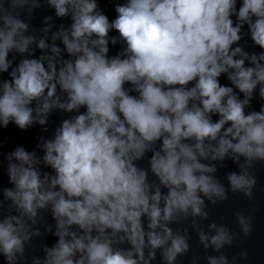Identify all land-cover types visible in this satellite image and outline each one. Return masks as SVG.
<instances>
[{
	"label": "clouds",
	"instance_id": "9594fccd",
	"mask_svg": "<svg viewBox=\"0 0 264 264\" xmlns=\"http://www.w3.org/2000/svg\"><path fill=\"white\" fill-rule=\"evenodd\" d=\"M44 3L71 19L51 43V16L39 38L21 18L31 20ZM115 12L110 20L98 0H0V74L10 77L0 79V126L39 124L47 132L53 110L72 114L51 138L41 136L42 157L22 145L6 155L12 187L0 200V213L9 202L0 255L7 264H152L158 253L176 264L190 251V234L170 225L190 218L205 251L219 252L238 235L200 222L210 216L206 200L215 205L229 192L252 199V170L264 163V104L247 110L257 89L264 100V51L239 43L247 26L264 49V0H124ZM32 45L42 54L13 67L9 53H34ZM224 74L231 86L221 84ZM226 158L239 166L226 174L227 186L213 175ZM235 216L249 236L252 217ZM38 224L58 239L29 261L26 248L46 234ZM238 259L248 252L231 264ZM207 261L230 264L223 254Z\"/></svg>",
	"mask_w": 264,
	"mask_h": 264
},
{
	"label": "water",
	"instance_id": "95a60500",
	"mask_svg": "<svg viewBox=\"0 0 264 264\" xmlns=\"http://www.w3.org/2000/svg\"><path fill=\"white\" fill-rule=\"evenodd\" d=\"M122 2H124V0H98L99 10H102L106 15H108L110 20L114 19L117 15L115 12V4ZM239 2L240 0H238V4ZM48 16L52 17V20L48 21V23L52 24V28L47 34V40L49 43H51L52 33L58 31L61 24H63L65 27H70V17H57L55 15L54 8L44 3L41 7L34 11L31 20H28L27 16H22L21 18L25 19L30 25L28 34L35 35L37 38H39L45 35L41 29L47 26L45 23V17ZM233 19H235V17ZM244 31L246 34L239 43L244 47L245 51H248L249 53H259L264 51V49H260L251 40L250 35L247 34V26H245ZM109 35H118V33H116L115 30H112ZM245 40H247L246 44L244 43ZM56 43L58 46L63 48V45L59 40ZM31 47L35 49L34 53H9V59H11L13 56H16V60L13 62V67L23 56H28L29 58H38L42 54V50L36 48L35 45H32ZM109 47V54L115 55L120 51L122 45L118 43L117 45L112 46L110 44ZM49 54L51 53L49 52ZM62 55L67 58L66 53L62 52ZM8 78H10L8 73L0 74V79ZM220 81L223 85L231 86L226 74L221 76ZM262 104H264V100H261L259 97L257 89V92L254 93V97L251 101V108L247 110L258 111L260 110ZM70 115L72 114L63 113L59 110H53V112L50 114L49 122L46 125L48 128L47 132L43 131L45 126H41L39 124L31 126L27 130L19 129L14 123H10L7 128L0 126V145H2V147H0V153H3L0 155V200H3L2 189L12 187L7 175V153L14 150L18 145H22L29 151H37L38 155L42 157L43 151L37 148V145L40 143L41 136H44L45 138H51L55 128L60 125L63 119L68 118ZM214 119H216V117H214ZM141 165L147 167L146 162L142 161ZM232 171L239 172V166L231 158H226L222 167L219 166L218 163L217 172L213 175H215L227 186L228 181L226 174ZM252 171L257 178V184L254 188V197L252 199H249L243 193L233 194L229 192V198L226 201L218 202L215 205L206 200V210L210 213V216L207 220L200 222L201 227L206 231L209 230L208 226L213 222L217 223L218 225L222 224L228 227L233 232V234H238L236 235L233 244L225 245V247L219 252L215 251L211 247L205 251L203 245L199 242L197 232L192 228L191 218L187 221H181L179 223L172 224L170 226L174 229L181 231L187 229L188 233L190 234V251L188 254L179 257L176 264H192L193 260H198L199 264H208V256H219L221 254L226 255L231 264L233 258H238V254L241 251L248 252V259H238L237 264H264V163H257ZM8 203L9 202L5 201L3 213L0 214H7ZM236 212H241L252 217L253 230L247 237H244L239 231V225L235 216ZM40 214L45 217L46 224L53 225L54 232L55 222L51 216V213L48 211H42ZM36 227H39L41 232L46 233L45 224H38ZM57 239L58 238L52 233H46L41 237L33 238L32 247L26 248V255L28 256L29 261L32 255H37L43 258V246H51L56 242ZM0 264H7V261L2 255H0ZM152 264H163L159 253Z\"/></svg>",
	"mask_w": 264,
	"mask_h": 264
}]
</instances>
